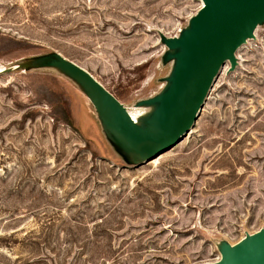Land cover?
<instances>
[{
    "label": "rangeland",
    "instance_id": "374dc122",
    "mask_svg": "<svg viewBox=\"0 0 264 264\" xmlns=\"http://www.w3.org/2000/svg\"><path fill=\"white\" fill-rule=\"evenodd\" d=\"M202 7L0 0V264H229L264 229V18L171 148L135 153L108 109L165 132L149 99Z\"/></svg>",
    "mask_w": 264,
    "mask_h": 264
},
{
    "label": "water",
    "instance_id": "95a60500",
    "mask_svg": "<svg viewBox=\"0 0 264 264\" xmlns=\"http://www.w3.org/2000/svg\"><path fill=\"white\" fill-rule=\"evenodd\" d=\"M264 18V0H204L192 31L175 39L182 46L169 88L149 101L169 102L172 117L165 132L156 134L140 125L125 109L107 97L114 120L130 139L132 149L150 158L174 146L190 130L223 64H236V50ZM229 264H264V229L252 236Z\"/></svg>",
    "mask_w": 264,
    "mask_h": 264
},
{
    "label": "bare ground",
    "instance_id": "6f19581e",
    "mask_svg": "<svg viewBox=\"0 0 264 264\" xmlns=\"http://www.w3.org/2000/svg\"><path fill=\"white\" fill-rule=\"evenodd\" d=\"M204 5V0H203ZM87 73V72H86ZM155 101H150V103H153ZM129 112L133 116V118L142 126L145 124V120L147 118V112L145 111L144 105H140L139 107H136L134 109H129Z\"/></svg>",
    "mask_w": 264,
    "mask_h": 264
}]
</instances>
